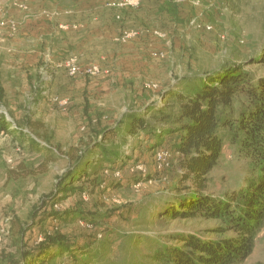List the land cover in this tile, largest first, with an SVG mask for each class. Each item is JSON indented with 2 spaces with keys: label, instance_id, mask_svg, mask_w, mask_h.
Segmentation results:
<instances>
[{
  "label": "rangeland",
  "instance_id": "rangeland-1",
  "mask_svg": "<svg viewBox=\"0 0 264 264\" xmlns=\"http://www.w3.org/2000/svg\"><path fill=\"white\" fill-rule=\"evenodd\" d=\"M70 5L77 6L70 19L75 29L49 20L61 16L51 8ZM40 11L45 19L27 17ZM27 31L36 40L21 41ZM11 58L21 66L14 76ZM223 65L264 78V0H0V112L12 131L19 122L37 124L22 126L23 135L0 133V264H38L39 256L24 255L50 234L67 236L98 264H159L161 246L184 248L179 235L235 237L214 233L224 227L219 220L165 215L177 197L195 191L183 178L178 133L164 134L170 128L163 126L122 142L114 132L121 128L124 135L120 124L129 111L147 115L152 105L168 103L180 79ZM94 67L98 74L89 72ZM244 104L236 100L237 114ZM30 136L39 148L30 147ZM98 145L121 158L104 162ZM71 148L103 165L102 186L88 200L75 178L61 181L78 167ZM20 165L35 174L16 177L23 175ZM93 166L85 162L75 175ZM257 175L238 141L227 138L206 194L231 196ZM74 263L66 255L51 262ZM240 264H264V229Z\"/></svg>",
  "mask_w": 264,
  "mask_h": 264
},
{
  "label": "trees",
  "instance_id": "trees-1",
  "mask_svg": "<svg viewBox=\"0 0 264 264\" xmlns=\"http://www.w3.org/2000/svg\"><path fill=\"white\" fill-rule=\"evenodd\" d=\"M3 96L0 87V104H3ZM168 96V103L152 105L147 115L129 111L120 124L124 135H121V128L114 132L120 134L122 142L128 136L136 137L140 133L152 135L163 126L170 128V131L163 130L164 134L178 133L175 149L181 162L183 178L184 181H192L195 191H187L177 197L165 215L183 219L201 216L207 220H219L224 227L215 229L214 233H232L235 237L200 239L191 234L179 235L177 240L184 248L161 246L155 253V261L159 264H240L251 256L256 239L264 229V78L254 79L241 66L223 65L209 74L180 79ZM238 98L245 100V107L237 114L234 105ZM24 125L34 127L35 124L19 122L17 129L12 131L10 123L0 113V133L17 132L23 135ZM28 138L32 149L40 147L37 137ZM227 138L238 141L240 152L253 161L258 175L246 188L231 196L215 199L206 194L207 177L218 165ZM98 146L103 150L104 162L113 164L112 160L121 158L120 154ZM44 149L51 150L48 145ZM68 155L72 156L78 167L69 169L62 177V183L75 178L74 182L81 184L76 187L80 194L94 193L102 186L99 168H103V165L93 166L90 162L93 154L85 155L78 148H71ZM83 162H89L93 166L92 171L84 169L75 175ZM20 168L23 175L16 177L35 174L23 165ZM80 254L83 257L79 259ZM95 254L98 257L99 253ZM65 255L72 258L74 264H98L93 261L90 252L59 234L48 235L36 250L24 257L33 259L39 256L38 264H51L54 259Z\"/></svg>",
  "mask_w": 264,
  "mask_h": 264
},
{
  "label": "crops",
  "instance_id": "crops-1",
  "mask_svg": "<svg viewBox=\"0 0 264 264\" xmlns=\"http://www.w3.org/2000/svg\"><path fill=\"white\" fill-rule=\"evenodd\" d=\"M73 9L74 10H76L77 9V6L75 5V6H69V7H67V6H64V8H60V7H55V8H51V12H55V11H59L60 13H61V16L58 18V19H56V20H52V19H49V20H52V22L54 21V22H57V23H70L71 21H70V19H71V17L74 15V11H73ZM43 11V10H42ZM42 11H40V12H38V13H32V15H29V16H27L30 20L31 19H34V18H36V17H38V18H44V16H42L41 15V12ZM66 12H69V14H66ZM26 17V18H27ZM45 19V18H44ZM22 32H23V30H22ZM50 33V30L47 28V33L45 34V35H50L49 34ZM34 37H37V36H35V35H33L32 33H30V32H28L27 31V33L25 34H23L22 33V36L19 38L21 41H25L26 43L28 42H30V41H32V40H36V39H34ZM31 52L33 53H35V54H40L39 52H35V51H30V54H31ZM35 56V55H34ZM31 58H33V57H31ZM27 59V58H26ZM13 60H15V59H13V58H11V60H9V64H12V61ZM25 62V61H24ZM13 65V64H12ZM20 65V63L18 64V63H14V65H13V68L10 70V72H12L11 73V76L13 75V74H15V70H18L17 68H20L21 66H19ZM14 76V75H13ZM0 79H1V77H0ZM1 81V80H0ZM1 82H3V81H1ZM5 83V82H4ZM41 84H43V82H42V80H41V82H40ZM44 85V84H43ZM43 85L41 86V89H44V87H43Z\"/></svg>",
  "mask_w": 264,
  "mask_h": 264
},
{
  "label": "bare ground",
  "instance_id": "bare-ground-1",
  "mask_svg": "<svg viewBox=\"0 0 264 264\" xmlns=\"http://www.w3.org/2000/svg\"><path fill=\"white\" fill-rule=\"evenodd\" d=\"M195 22V21H194ZM198 27L199 28H201V25H198ZM205 29L206 30H208V31H210V30H212V27H210V26H207V27H205ZM99 70L100 69H98V68H96V67H94L93 69H89V72L92 74V73H94V74H98L99 73ZM158 160H159V164L161 165V163H162V161H163V154H160V155H158ZM87 195H89V194H83L82 196H84L83 198L85 199V200H88V196ZM90 196V195H89ZM106 198H105V196L103 197V200H105Z\"/></svg>",
  "mask_w": 264,
  "mask_h": 264
},
{
  "label": "built area",
  "instance_id": "built-area-1",
  "mask_svg": "<svg viewBox=\"0 0 264 264\" xmlns=\"http://www.w3.org/2000/svg\"><path fill=\"white\" fill-rule=\"evenodd\" d=\"M67 25H68L69 30L75 29V27H77V26H73V24H71V23H69ZM161 55H163V54H161ZM59 99H63V98H59Z\"/></svg>",
  "mask_w": 264,
  "mask_h": 264
},
{
  "label": "water",
  "instance_id": "water-1",
  "mask_svg": "<svg viewBox=\"0 0 264 264\" xmlns=\"http://www.w3.org/2000/svg\"><path fill=\"white\" fill-rule=\"evenodd\" d=\"M0 113H2V112H0Z\"/></svg>",
  "mask_w": 264,
  "mask_h": 264
}]
</instances>
